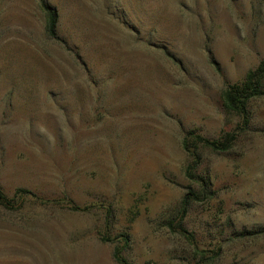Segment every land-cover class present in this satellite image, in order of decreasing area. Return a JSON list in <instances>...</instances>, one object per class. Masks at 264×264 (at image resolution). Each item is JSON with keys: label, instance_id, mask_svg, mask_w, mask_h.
<instances>
[{"label": "rangeland", "instance_id": "rangeland-1", "mask_svg": "<svg viewBox=\"0 0 264 264\" xmlns=\"http://www.w3.org/2000/svg\"><path fill=\"white\" fill-rule=\"evenodd\" d=\"M45 1L57 38L41 0H0V264H118L121 233L132 264H264V96L198 148L192 236L166 225L184 137L242 124L223 95L264 60V0Z\"/></svg>", "mask_w": 264, "mask_h": 264}, {"label": "trees", "instance_id": "trees-1", "mask_svg": "<svg viewBox=\"0 0 264 264\" xmlns=\"http://www.w3.org/2000/svg\"><path fill=\"white\" fill-rule=\"evenodd\" d=\"M41 1L47 16V33L51 37L57 38V11L45 0ZM262 96H264V60H262L256 68L250 70L242 82L231 84L224 91L223 98L225 107L241 118V126L214 139L194 131H190L184 137L183 147L191 156V161L186 166L185 173L186 176L193 181V184L188 187L187 192L183 195L181 200L178 210L179 220L172 219L166 221V225L170 227L172 231L184 236H186V234L192 236L184 224V220L192 204L207 201L217 195V192L210 186L209 181L198 172L202 158L198 148L200 146H205L214 151H229L238 140L240 133L250 127L252 119L251 102ZM27 193H29V191H27ZM4 199H6V196L0 189V200ZM108 218L110 220V215H108ZM118 237L122 239L123 243L120 245L121 242H118L115 245L113 251L114 260L118 264H132L124 254V250L130 243V236L121 233ZM208 260L209 259L202 257L196 264H205Z\"/></svg>", "mask_w": 264, "mask_h": 264}]
</instances>
